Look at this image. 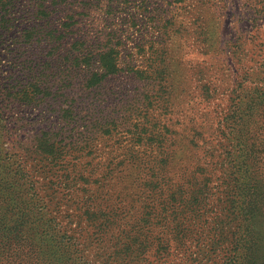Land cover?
Masks as SVG:
<instances>
[{"label": "rangeland", "instance_id": "rangeland-1", "mask_svg": "<svg viewBox=\"0 0 264 264\" xmlns=\"http://www.w3.org/2000/svg\"><path fill=\"white\" fill-rule=\"evenodd\" d=\"M2 1L0 151L22 152L21 142L42 130L66 146L76 142L69 156L82 155L86 170L73 168L77 192L71 198L84 203L76 205L85 228L77 242L87 264H222L233 230L251 237L247 259L264 264V164L256 168L248 158L238 171L253 189L246 204L257 202L245 224L237 228L233 219L215 214L236 183L221 167L232 98L241 89L242 104L249 94L264 105V0ZM75 40L98 48L117 44L119 71L95 88L66 76L64 54ZM151 40L165 66L161 83L147 68L156 67ZM135 69L149 71L138 76ZM33 85L46 94L34 106L8 96L30 94ZM69 105L76 107V124L64 121ZM261 105L247 107V115L255 113L249 122L262 121ZM241 130L249 131L246 123ZM46 181L43 176L40 186ZM36 188L34 196L47 200V192ZM181 198L189 205H178ZM45 215L57 216L51 209ZM0 216L1 243L14 233L10 216ZM32 234H26L29 242Z\"/></svg>", "mask_w": 264, "mask_h": 264}, {"label": "trees", "instance_id": "trees-1", "mask_svg": "<svg viewBox=\"0 0 264 264\" xmlns=\"http://www.w3.org/2000/svg\"><path fill=\"white\" fill-rule=\"evenodd\" d=\"M2 3L3 1L0 0V6L3 5ZM66 25H70V23ZM156 43V41L151 40L148 47L152 48ZM144 45L137 47L144 51ZM71 47L64 54L65 58L69 60V64L64 68L65 74L68 77L71 74L82 77V84L85 88L97 87L103 80L115 75L120 69L118 65L120 50L117 48V44L111 47L101 46L98 48L75 40ZM149 53L151 55L150 61L157 67H147L151 69L149 76L153 75V80H159L161 83L162 80H165V66H159L158 51L155 48H152ZM146 70L142 72L135 69L134 72L136 73L135 75L143 76ZM240 90L232 98L230 110L224 116L229 126L230 135H224L225 148L224 150L221 148V153L224 151L225 155L223 157L225 161L221 164V167L224 168V172L229 176L235 177L236 183L232 188L230 187L233 191L229 195V200L226 203L222 201L219 206L220 210L215 213L216 217L223 215L225 219L236 221L237 228H241L239 223L241 221L244 223L246 218L251 215L248 213L249 210H254L257 203L252 202L250 206L246 204L249 201V192H253V189L250 190L246 186V181L240 179L239 168L242 167V164L246 165L248 158L252 160L256 168H258L259 164H264V116L262 114L263 119L261 122L259 120L249 122L255 113L247 115V107L253 103L255 105L254 110L260 108L261 104L257 103L259 102V96L255 95L256 99L254 101L249 94H244V98L248 96L249 99L246 98L243 105L240 93L244 92H240ZM7 93L13 101H16L15 97L19 96L21 99L20 104L24 106H34L37 99H43V96L46 95L38 85H33L30 94L26 90L22 92L21 90H15ZM39 94L40 97L35 98ZM48 94L50 95L49 92ZM55 99L57 100L58 98L55 96ZM261 108H264V105H261ZM63 113L64 117L67 118L64 120L67 125L78 122V117L76 119V116H78L76 107L69 105V108L64 109ZM243 123H246L249 131L242 133L241 127ZM111 124L115 128L120 126L114 120ZM141 128L143 130V127ZM3 131L4 124L0 123V138L3 136ZM246 132L247 136H245ZM48 134V132H43L42 130L29 143L26 144V142L22 141L21 144L25 146L22 149L23 151L17 152V154L12 152L2 153L0 151V172H5L7 175L0 177V196L5 198L0 199V203L3 202V205H0L3 210L1 214L10 216L8 220L10 222L12 220V226L10 227L12 231L10 230V233H14L10 238L0 243V264H87L83 249L77 242L79 240L78 231L82 235L85 228L81 224V217L76 216V205L79 203L84 205V203L77 202L71 198L77 192L76 186L73 185L74 176L72 175L74 169L79 170V172L86 170L80 165L82 155L69 156L68 152L75 147L76 142L66 146V144H61V141ZM159 136L161 139L158 142L162 148L164 142L162 138L164 136L160 134ZM257 140L259 143H257ZM149 144L145 143L146 148ZM145 158L148 160L153 159V157L148 156ZM161 161L166 162L162 157ZM202 163L207 165L204 161ZM203 172H207L206 169H203ZM42 175L48 181L43 183V187L39 183L40 179L43 178ZM204 180L205 183L208 182V178ZM36 184L39 185L37 186ZM36 187L47 192V200L43 201L34 196L37 193L33 191L37 189ZM52 194L57 196H51ZM200 194L205 195L203 191ZM69 196L70 198H68ZM54 197L56 201H53ZM202 200H205L204 196ZM176 201L181 207L189 205L185 198ZM162 204L168 209L165 199H163ZM64 206H72V211L62 215L60 209ZM48 209L55 210L57 216H46L45 210ZM88 211L87 209L85 213L89 221ZM106 217L112 218L107 214ZM104 220L107 221L106 225H108V221H111ZM1 221L3 219L0 216ZM4 226L5 224L1 228ZM29 231L33 233L30 237V242L26 235ZM24 237L27 240L25 244L23 243ZM250 244L251 237L246 231H229L226 237V246L231 248L222 264H255L254 261L247 259Z\"/></svg>", "mask_w": 264, "mask_h": 264}]
</instances>
